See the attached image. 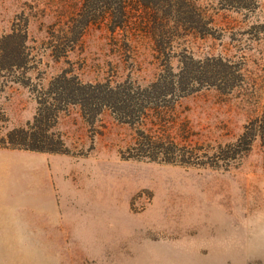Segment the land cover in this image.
I'll return each instance as SVG.
<instances>
[{"label": "rangeland", "instance_id": "rangeland-1", "mask_svg": "<svg viewBox=\"0 0 264 264\" xmlns=\"http://www.w3.org/2000/svg\"><path fill=\"white\" fill-rule=\"evenodd\" d=\"M47 107L0 264H264V0H0V137Z\"/></svg>", "mask_w": 264, "mask_h": 264}, {"label": "trees", "instance_id": "trees-1", "mask_svg": "<svg viewBox=\"0 0 264 264\" xmlns=\"http://www.w3.org/2000/svg\"><path fill=\"white\" fill-rule=\"evenodd\" d=\"M104 1L108 2L109 0H104ZM162 1L164 3L167 2V0H162ZM122 10H123V7L120 6V11ZM158 23H162V20ZM63 79L65 80V78ZM65 82H69V81H65ZM63 85H64V88L68 89L69 84H63ZM113 90L114 89L112 88H108V91L110 92L108 94H110V96H111V93L115 94ZM73 91L74 90L68 89L67 93L73 92ZM52 111L53 110H50V107L49 108L47 107L44 109L37 108V111L33 117V121L29 129H27L26 127L12 129L11 131L6 132L4 136L0 137L1 139L0 143H2V145L4 146L9 145L14 148H24V149H31V150H37V151H46V152H65V147L60 139H58L56 142L54 141V143L51 139H49L50 142H48L47 144L44 143L43 141V138H48L47 133H46L48 129H46L47 127L45 126L49 125L47 122V119L53 115ZM43 120H46V123H44L45 124L44 127H41V125L43 124ZM37 126H39V129ZM257 131L264 145V111L262 112V115L260 119L258 120ZM38 133L39 134L41 133L40 136H38L39 135ZM247 134L248 132L245 131L243 134V137H246ZM255 135H256L255 132L253 133L250 132V134L248 135V139L245 142V145L247 148L249 147ZM37 139H41V142H39V140Z\"/></svg>", "mask_w": 264, "mask_h": 264}]
</instances>
